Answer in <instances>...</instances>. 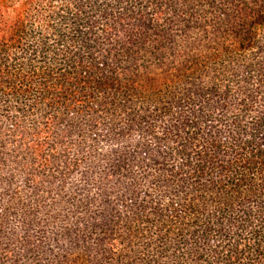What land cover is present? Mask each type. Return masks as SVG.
Here are the masks:
<instances>
[{
    "label": "trees",
    "instance_id": "obj_1",
    "mask_svg": "<svg viewBox=\"0 0 264 264\" xmlns=\"http://www.w3.org/2000/svg\"><path fill=\"white\" fill-rule=\"evenodd\" d=\"M0 264H264V0L0 2Z\"/></svg>",
    "mask_w": 264,
    "mask_h": 264
},
{
    "label": "rangeland",
    "instance_id": "obj_2",
    "mask_svg": "<svg viewBox=\"0 0 264 264\" xmlns=\"http://www.w3.org/2000/svg\"><path fill=\"white\" fill-rule=\"evenodd\" d=\"M6 0H0V2H5Z\"/></svg>",
    "mask_w": 264,
    "mask_h": 264
}]
</instances>
